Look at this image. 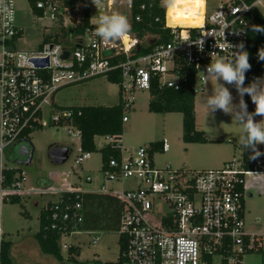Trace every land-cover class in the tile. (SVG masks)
<instances>
[{
    "label": "built area",
    "instance_id": "obj_1",
    "mask_svg": "<svg viewBox=\"0 0 264 264\" xmlns=\"http://www.w3.org/2000/svg\"><path fill=\"white\" fill-rule=\"evenodd\" d=\"M163 1L160 0V5L165 8ZM8 2L14 17L7 28L0 16V205L5 194L25 193V170L12 186H2L5 150L17 139L30 137L31 132L25 136L23 132L42 125L46 109L53 113L55 122L72 116L71 110L53 111V98L60 88L120 69L119 98L126 123L138 90L150 91L155 80L159 85L178 90L192 73L195 92L203 90L205 82L201 77L210 62L218 56H230L231 49L226 42L234 46L243 43L248 52L253 26H260L256 17L260 0H220L211 14L205 10L201 26L171 25L166 13L169 41L141 55L133 53L140 49L138 36L132 38L130 49L125 45L117 47L113 42L105 44L96 36L95 27L87 28L73 45L51 39L34 50H19L17 42L23 30L16 24V0ZM37 7L44 9V15L49 11L53 20L58 19L67 26H72L76 14L78 22L83 21L82 2L70 8L41 0ZM145 7L143 4L141 8ZM202 42L203 50L199 47ZM111 48L116 51L106 56L105 49ZM65 51L69 54L64 58ZM21 52L37 57L33 59H47L48 65L39 67L33 60L23 63L18 57ZM121 53L126 59L112 64L110 58ZM263 76L264 70L257 77ZM66 126L70 134L73 129L74 137L81 140L77 128ZM107 138L109 144L115 141L119 144L122 160H111L113 169L102 171L106 181L113 184L105 186L104 183L94 191L115 195L121 201L117 231L119 241L121 238L125 241L124 255L129 264H247L249 255H261V264H264V233L248 232L245 220V199L250 190L247 176L264 173L261 159L256 158L250 169L244 167L241 157L215 169H175L171 165L155 164L156 149L152 145L140 146L125 155L120 138ZM159 144L157 149L163 152L170 148L167 139ZM79 150L75 162L81 166L91 153L84 152L81 145ZM87 180L92 181V177L87 176ZM127 181L131 182L129 187ZM74 190L77 189L72 186L66 190L48 187L41 191ZM80 209L77 203L54 214L56 223L52 227L62 231L61 237L81 232L66 234L69 227L74 228L82 220ZM92 242L97 244L99 238L93 237ZM68 247L64 245L66 251Z\"/></svg>",
    "mask_w": 264,
    "mask_h": 264
},
{
    "label": "rangeland",
    "instance_id": "obj_2",
    "mask_svg": "<svg viewBox=\"0 0 264 264\" xmlns=\"http://www.w3.org/2000/svg\"><path fill=\"white\" fill-rule=\"evenodd\" d=\"M164 4V1H163ZM220 5V0H206L205 10L211 14ZM16 24L23 30L22 37L17 42L19 50H34L38 48L45 38L50 35L52 39H60L65 44H74L78 35L64 34L62 27H75L78 22L77 14L72 26L64 25L58 19L53 20L51 13L40 15L33 12L29 0H16ZM91 7V22L95 25L94 16L99 10ZM259 11L264 15V0L258 3ZM118 12L131 19V0H103L101 14ZM57 35V36H56ZM80 36V35H79ZM135 38V34H130ZM153 34H146L139 43L146 45ZM130 40V38H129ZM124 43L114 41L117 47H124ZM130 44V43H129ZM264 77V76H263ZM216 86L214 78H209L203 90L196 93L197 124L198 129L206 132L210 139H220L223 142L196 144L189 146L183 140V114L181 112L156 113L149 110L152 98L149 90H138L134 106L128 112V122L125 123L124 133L119 139L125 155L134 152L140 146L151 145L167 139L170 145L168 151L156 149L153 160L156 165H171L175 169H215L222 167L226 162L237 160L241 157L239 137L242 134L241 126L230 115L222 111L209 114L205 100ZM229 87L234 103L239 102V96L234 87ZM245 86H247L245 80ZM246 102V98L244 96ZM56 106H83V105H113L119 102V85L108 80L107 76H98L82 83H75L60 88L53 98ZM255 108V105L252 104ZM254 112V111H253ZM259 121L261 117H254ZM69 128L53 124V113L46 109L42 119V126L31 131L30 138L35 146L33 161L24 166L26 171L25 193L21 203L10 201L0 205V236L13 243L11 256L14 264H67L61 263L54 256L42 252L35 234L40 229V212L49 201H56V193L42 192L48 187L54 189L76 186L81 190L100 189L101 185H112L106 181L102 167V153L100 149L109 144L110 139L98 136L95 145L98 151L91 153V157L78 166L75 158L80 153V139L71 134ZM67 145L71 149L70 158L64 164H53L48 156L51 145ZM258 150L264 153L263 144L257 145ZM264 162V155L257 157ZM92 177V181L87 180ZM247 183L251 186L252 196L245 199L246 230L250 233H264V173L259 176L248 175ZM52 184V185H51ZM131 182H126L129 187ZM118 186V184H117ZM36 202L39 205H36ZM26 213V214H24ZM93 237H98L99 242L94 244ZM63 261L68 260L64 245H78L81 254L76 259L80 264L114 262L120 253L118 231H81L71 236H62L59 240ZM247 264H261V255L247 256Z\"/></svg>",
    "mask_w": 264,
    "mask_h": 264
},
{
    "label": "trees",
    "instance_id": "obj_3",
    "mask_svg": "<svg viewBox=\"0 0 264 264\" xmlns=\"http://www.w3.org/2000/svg\"><path fill=\"white\" fill-rule=\"evenodd\" d=\"M33 12L44 16V9H39L37 3L41 0H29ZM44 2L55 3L58 7L74 8L75 4L82 2L83 21L75 27H62L64 34L83 35L87 28H94L96 25L91 23V0H42ZM249 2L255 0H247ZM145 4V9L142 5ZM59 9V8H58ZM140 17L137 20V17ZM257 21L260 27L264 28V16L257 10ZM166 10L161 7L160 0H132L131 2V33H134L141 40L146 34H153L156 37L149 40L146 45L140 44V49L134 51L135 55H141L151 51L156 45L169 41L170 29L165 25ZM169 21V20H168ZM62 22V21H61ZM22 36V33L20 34ZM57 36V35H56ZM52 37L48 35L44 41H50ZM54 40H59L58 37ZM73 45V44H72ZM264 49V32L252 31L249 36V62L251 70L246 73L247 85L251 79L259 76L264 70V61L258 59V52ZM126 55L121 53L110 58L112 64L117 65L120 61L125 60ZM98 77V76H96ZM95 78V77H93ZM90 78V79H93ZM108 80L118 85L121 84L122 74L120 69H116L107 74ZM75 84V83H73ZM70 85V84H68ZM67 86V85H66ZM64 87V86H63ZM151 100L149 102V110L156 113H170L181 112L183 114V140L185 142L193 143H207L220 142L218 139H210L206 132L199 130L196 123V109H195V75L192 73L188 80L176 90L159 85L157 80L152 84ZM246 103L248 111L253 112L255 108L249 107L248 95L246 94ZM71 110L73 114L70 118L61 120L60 122L53 121L57 125H72L81 132V148L84 152L94 153L97 150L95 140L97 136L116 137L121 138L125 129V122L123 121L124 111L121 102L113 105H83V106H66L59 107L54 103L53 111ZM42 125L38 126L40 128ZM31 131L25 130L23 136L28 135ZM32 142L31 138H26ZM33 143V142H32ZM160 142H154L151 145L155 149L160 147ZM241 146V145H240ZM242 161L246 169L252 168L255 159H250L251 149L245 150L241 146ZM102 153V167L101 171H106L110 168V161L115 160L121 162L122 151L119 144L115 141L107 144L100 149ZM15 154L17 150L12 151L11 146L5 150L6 166L2 169L4 188L12 186L17 180L24 166L15 163ZM51 187V186H50ZM76 187V186H75ZM74 191H63L56 193L58 199L54 202L49 201L46 206H43L40 212V229L35 234V238L39 246L45 254L54 256L57 260L63 261L64 257L59 243L62 231L52 226L56 223L54 219L55 213H62L67 206L74 207L77 203L81 205L79 212L82 214V220L73 228L69 227L66 234L70 235L72 231H117L120 224L121 215V201L115 195L101 192L83 191L76 187ZM23 195L20 193L5 194L2 202L10 201L12 203H21ZM26 214V213H24ZM120 253L118 260L120 264H127L124 252L125 241L120 239ZM13 243L6 240L3 236L0 239V264H14L11 256ZM68 260L76 261L81 254V248L78 245H69L67 249Z\"/></svg>",
    "mask_w": 264,
    "mask_h": 264
},
{
    "label": "clouds",
    "instance_id": "obj_4",
    "mask_svg": "<svg viewBox=\"0 0 264 264\" xmlns=\"http://www.w3.org/2000/svg\"><path fill=\"white\" fill-rule=\"evenodd\" d=\"M91 2L99 10V14L92 17L96 25L94 34L105 44L121 40L127 42L131 34V25L127 16L118 12L101 14L103 0H91ZM164 5L166 13L172 14L177 20H185L190 16H198L200 9L205 6V0H164ZM0 16L3 17L4 27L7 28L14 17L8 0H0ZM253 27L255 31L264 32V28L260 26ZM222 35L224 38V33ZM226 43L231 49L230 56L227 58L218 56L214 62H210L204 76L201 77L205 84L209 78H214L216 81V86L212 88L211 94H208L205 100L206 109L209 114L220 110L230 115L232 121L241 126L240 145L245 150L251 149L250 159H256L264 155L257 148V145L264 144V77H255L245 86L246 73L252 67L249 62V53L245 50L243 43L235 46ZM199 47L203 50V42ZM18 57L23 63H31L33 58H37L23 52L19 53ZM258 59L264 61V49L259 50ZM226 85L236 89L239 96L238 103L233 102L234 97ZM246 94L255 105L254 112L248 111L244 100ZM256 116L261 119L255 120Z\"/></svg>",
    "mask_w": 264,
    "mask_h": 264
},
{
    "label": "water",
    "instance_id": "obj_5",
    "mask_svg": "<svg viewBox=\"0 0 264 264\" xmlns=\"http://www.w3.org/2000/svg\"><path fill=\"white\" fill-rule=\"evenodd\" d=\"M137 48H140V45H137ZM116 49H105L104 54L106 56H112ZM69 54L68 51H65L63 57H67ZM35 64L39 67H44L48 65L47 59H33ZM17 153L21 157H25L28 155V160L24 163V165H29L34 157L35 154V146L32 142L27 139H21L19 142V146L17 149ZM71 149L67 145H51L49 148L48 156L53 164H64L70 158ZM22 165V163H21Z\"/></svg>",
    "mask_w": 264,
    "mask_h": 264
},
{
    "label": "bare ground",
    "instance_id": "obj_6",
    "mask_svg": "<svg viewBox=\"0 0 264 264\" xmlns=\"http://www.w3.org/2000/svg\"><path fill=\"white\" fill-rule=\"evenodd\" d=\"M204 14H205V6L202 9H200V14L198 16H190L189 18L185 20H177L174 18L172 14H169V13H167V16H168L169 23L171 25L201 26L204 22ZM129 41H130L129 42L130 44L128 43V45L126 46L128 49H130L134 40L130 37ZM124 43L126 42L124 41Z\"/></svg>",
    "mask_w": 264,
    "mask_h": 264
},
{
    "label": "flooded vegetation",
    "instance_id": "obj_7",
    "mask_svg": "<svg viewBox=\"0 0 264 264\" xmlns=\"http://www.w3.org/2000/svg\"><path fill=\"white\" fill-rule=\"evenodd\" d=\"M20 140H21V139H17V140L14 142V144L11 146V150H12V151H14V150L16 151V150L18 149V146H19V142H20ZM33 159H34V157H33ZM33 159H32V161H33ZM14 160H15V163H16V164H18V165H20V166H25L24 163L28 160V155L25 156V157H21V156H19L18 154H15V158H14ZM32 161H31V162H32ZM21 163H22V165H21ZM61 263H67V264H80V262H78V260H76V261L66 260V261H61ZM125 263L129 264L128 262H125ZM92 264H120V262H119V260L117 259V260L114 261V262L100 263V262H98V261H95V262L92 263Z\"/></svg>",
    "mask_w": 264,
    "mask_h": 264
},
{
    "label": "crops",
    "instance_id": "obj_8",
    "mask_svg": "<svg viewBox=\"0 0 264 264\" xmlns=\"http://www.w3.org/2000/svg\"><path fill=\"white\" fill-rule=\"evenodd\" d=\"M22 37V36H21ZM245 98H246V95H245ZM252 101H251V98H250V96H248V105H249V107L251 108L252 107ZM254 108V107H253ZM195 109H196V123H197V108H196V99H195ZM198 124H197V128H198ZM200 130V129H199ZM98 137V136H97ZM96 137V138H97ZM104 137H106V136H104ZM218 140H220V139H218ZM185 142V141H184ZM220 142H223L222 140L220 141ZM220 142H214V143H220ZM208 143V142H207ZM185 144H188L189 146H194V145H196V144H206V143H193V142H185ZM80 145H81V140H80ZM241 152H242V150H241ZM52 185V184H51ZM96 190H98V189H96ZM87 191V190H86ZM88 191H90V192H96V191H94V190H88ZM253 195V193L251 192V186H250V190H249V196H252ZM24 196V195H23ZM36 205H39V203L38 202H36ZM0 233H2L1 232V229H0ZM3 235H1V237H2ZM4 237V236H3Z\"/></svg>",
    "mask_w": 264,
    "mask_h": 264
}]
</instances>
